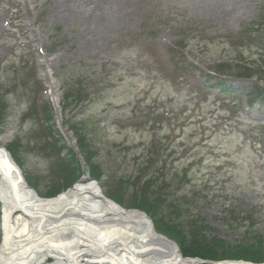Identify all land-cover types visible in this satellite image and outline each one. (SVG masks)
<instances>
[{
	"label": "rangeland",
	"instance_id": "rangeland-1",
	"mask_svg": "<svg viewBox=\"0 0 264 264\" xmlns=\"http://www.w3.org/2000/svg\"><path fill=\"white\" fill-rule=\"evenodd\" d=\"M263 4L0 0V145L15 142L39 196L65 180L60 163L79 178L95 165L102 192L126 209H139L137 169L153 162L168 195L149 217L178 249L161 215L185 243L207 240L221 254L263 242L264 99L248 104L258 79L236 76L264 60V32L251 27Z\"/></svg>",
	"mask_w": 264,
	"mask_h": 264
},
{
	"label": "bare ground",
	"instance_id": "bare-ground-1",
	"mask_svg": "<svg viewBox=\"0 0 264 264\" xmlns=\"http://www.w3.org/2000/svg\"><path fill=\"white\" fill-rule=\"evenodd\" d=\"M0 225V264H201L157 233L145 213L112 201L89 175L53 197L39 196L1 145Z\"/></svg>",
	"mask_w": 264,
	"mask_h": 264
},
{
	"label": "trees",
	"instance_id": "trees-1",
	"mask_svg": "<svg viewBox=\"0 0 264 264\" xmlns=\"http://www.w3.org/2000/svg\"><path fill=\"white\" fill-rule=\"evenodd\" d=\"M264 5V4H263ZM251 27L256 28L257 31L264 32V6L261 12V15L257 17L256 21L251 23ZM252 75H255L257 79L264 82V60L260 61L256 59L254 62H250V65H242L239 64L238 70L236 72V76L239 78H248ZM255 85L253 91H249L247 97V103L251 105L258 97L260 100L264 99V83L263 85L259 84ZM215 87L218 88L219 92H224L226 94L232 95L233 92L231 91V86L227 84L225 79H219L214 82L213 84ZM46 114V118H49V113L47 108H43ZM2 114L3 109L0 100V124L2 123ZM75 128V127H74ZM49 135L53 136L51 128L48 129ZM54 138V137H53ZM55 141V138L53 139ZM57 140L52 143V148L59 149L60 147L57 145ZM12 146H17L15 142H10L9 145L6 146L7 150L9 151L10 155L13 159L18 163L17 156L15 155ZM60 168L62 169V173L64 175L65 180L63 182L57 181L52 184V186L48 189V195H55L61 189L68 187L78 176L77 169L74 166H71L69 163H60ZM155 164L152 162H148L146 166L140 165L138 167L137 178L142 177L141 184L139 187L138 192L133 197V205L145 211L148 215L153 217V215L158 214L157 208L166 200V196L168 195L167 190L164 189V182L162 184H157L156 181L159 178L158 170L154 168ZM98 166L91 165L89 170V174L94 178L100 173ZM141 176V177H140ZM28 184L33 187H36V181L30 180L26 178ZM119 202V201H118ZM175 204V203H174ZM161 222V226L165 231H167L168 235L174 236L178 235L181 239V247L180 250L184 256H198L201 258H208L213 260H219L224 258H234V259H243L249 260L254 262L264 261V240L263 242H256L251 243L250 245L246 246H234V247H225L222 250V254L218 253L217 249L215 248L216 245L212 242L207 240H200L197 238H193L192 242L185 243L183 236L179 233L178 225L175 223V219L171 218V220L167 221L163 218V215L159 217Z\"/></svg>",
	"mask_w": 264,
	"mask_h": 264
},
{
	"label": "water",
	"instance_id": "water-1",
	"mask_svg": "<svg viewBox=\"0 0 264 264\" xmlns=\"http://www.w3.org/2000/svg\"><path fill=\"white\" fill-rule=\"evenodd\" d=\"M82 175H88V173L86 172V170L84 168H82L81 170V176ZM92 180H95L94 178L90 177ZM172 241V240H171ZM105 264H108V263H105Z\"/></svg>",
	"mask_w": 264,
	"mask_h": 264
}]
</instances>
